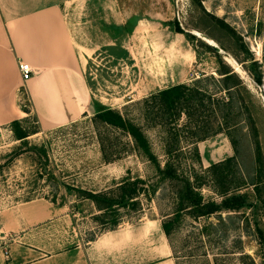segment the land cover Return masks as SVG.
Instances as JSON below:
<instances>
[{
  "label": "rangeland",
  "instance_id": "1",
  "mask_svg": "<svg viewBox=\"0 0 264 264\" xmlns=\"http://www.w3.org/2000/svg\"><path fill=\"white\" fill-rule=\"evenodd\" d=\"M61 12L83 62L91 100L140 125L160 164L164 133L145 125L141 100L171 84L199 77L204 89L226 101L219 73L226 67L233 70L223 56L234 67L235 78L225 81L232 89L233 102L229 109L222 106L220 113H228L236 154L220 132L195 141L200 163L194 166L204 168L233 156L227 169L234 172L233 181L242 184L230 195L238 196L242 205L235 211L220 209L195 218L180 213L167 242L176 264H213L214 259L217 264H258L264 260V0H71L62 5ZM214 17L227 27L217 24ZM174 25L182 32L174 31ZM193 31L211 39L221 53L210 51ZM254 71H261L260 83L253 81ZM240 102L247 111L236 114ZM93 112L73 123L44 129L27 113L17 120L26 133L23 139H16L8 126L9 132L0 139V230L6 236L19 234L11 222L22 214L23 203L42 199L56 207L57 213L27 229V239H41L45 251L84 246L107 229L96 219L99 211L86 195L111 189L125 178H141L145 190L137 197L136 210H117V226L142 221L149 227L152 220L161 221L173 211V187L127 148L130 142L125 134L94 121ZM246 114L256 128L258 153ZM183 122L180 116L175 124L181 147L192 141L183 138ZM99 136L114 144L116 158L101 159ZM251 183L256 184V194ZM198 191L203 200H220L208 182Z\"/></svg>",
  "mask_w": 264,
  "mask_h": 264
},
{
  "label": "crops",
  "instance_id": "2",
  "mask_svg": "<svg viewBox=\"0 0 264 264\" xmlns=\"http://www.w3.org/2000/svg\"><path fill=\"white\" fill-rule=\"evenodd\" d=\"M69 1L0 0L3 137L10 122L25 118L27 113L41 129L73 123L91 114L93 101L82 72L83 62L61 12ZM18 61L29 65L28 78L21 79ZM22 206V214L11 222L19 234L8 237L0 230V264H176L157 219L149 227L141 221L105 230L84 246L45 251L41 239L25 235L27 229L53 218L57 208L42 199L25 201ZM144 230L147 233H142Z\"/></svg>",
  "mask_w": 264,
  "mask_h": 264
},
{
  "label": "trees",
  "instance_id": "3",
  "mask_svg": "<svg viewBox=\"0 0 264 264\" xmlns=\"http://www.w3.org/2000/svg\"><path fill=\"white\" fill-rule=\"evenodd\" d=\"M214 20L220 26L227 27L217 17H214ZM173 30L182 32L176 25L173 26ZM208 49L213 51L210 47ZM251 64L257 68L259 67L255 60H252ZM219 74L222 75L220 80L223 83L224 92H227L226 101L204 89L200 85L201 79L199 77L188 83L171 84L148 94L141 100L142 119L145 125L159 127L164 133L162 145L164 159L161 164L151 152L150 144L140 125L118 110L100 104L97 105L93 102V120L125 134L130 142L127 148L140 158L148 161L153 166L155 175L173 187L174 209L160 221L162 232L167 240L173 228L174 220L180 213L195 218L212 214L220 209L235 211L242 205V200L238 196L230 195L242 184L237 180L234 182V172L227 169L228 164L234 160L233 156H227L222 160L209 163L204 168L195 169L194 166V163L197 165L200 163L195 141L204 140L220 132L227 136L233 153L236 154L237 141L228 132L229 129L233 128L232 125L228 124V113H220L222 106H226L228 109L231 108L233 101L229 92L232 89L225 86V81L234 79L235 75L228 67L224 68ZM251 77L255 83H260L261 71H254L251 73ZM237 108H240V110L238 109L236 114L247 111L241 102ZM217 112H219V115ZM180 116L184 118L182 125V130H185L183 138L192 140L189 142L190 146L181 147L178 144L181 133L175 124ZM245 116L250 126L249 130L252 134L254 147L258 153L259 145L256 128L250 115L246 114ZM9 125L13 129L16 139H23L26 136L25 131L19 127L17 120L11 121ZM97 141L100 157L103 161H111L116 158L117 152L114 151L112 142H105L104 138L102 139L100 136ZM207 182L214 192L220 196L219 202L202 199L198 189L203 185H207ZM251 184L256 194V184ZM143 189L145 190V186L141 178H125L111 189L88 193L86 197L92 201L96 210L99 211L96 215L98 222L107 225L106 230H111L119 224L117 210L120 207H127L132 211L136 210L138 206L137 197ZM150 190L153 192L152 188ZM168 244L172 251L169 241ZM240 256L248 258L246 254ZM213 264H217L215 259ZM251 264L254 263L251 262ZM258 264H264V260H261Z\"/></svg>",
  "mask_w": 264,
  "mask_h": 264
},
{
  "label": "built area",
  "instance_id": "4",
  "mask_svg": "<svg viewBox=\"0 0 264 264\" xmlns=\"http://www.w3.org/2000/svg\"><path fill=\"white\" fill-rule=\"evenodd\" d=\"M16 66H17V71L19 72L21 79H26L29 77V74L31 71L27 63L18 61ZM2 138H3V133L0 130V139Z\"/></svg>",
  "mask_w": 264,
  "mask_h": 264
},
{
  "label": "water",
  "instance_id": "5",
  "mask_svg": "<svg viewBox=\"0 0 264 264\" xmlns=\"http://www.w3.org/2000/svg\"><path fill=\"white\" fill-rule=\"evenodd\" d=\"M194 34V33H192ZM195 36H197L196 34H194ZM205 36V35H204ZM198 37V36H197ZM207 37V36H205ZM209 39V38H208ZM210 41H212L211 39H209ZM213 51H215L216 53H221V49L213 42V43H206ZM227 64H229V66L232 68L233 72H237L235 71L234 67L225 59V57L223 56L222 58Z\"/></svg>",
  "mask_w": 264,
  "mask_h": 264
},
{
  "label": "bare ground",
  "instance_id": "6",
  "mask_svg": "<svg viewBox=\"0 0 264 264\" xmlns=\"http://www.w3.org/2000/svg\"><path fill=\"white\" fill-rule=\"evenodd\" d=\"M194 34H196L200 39H202L203 41H205L206 43H213V41H210L208 39V37H205L202 33H199L197 31H193ZM230 58V57H229ZM232 64L237 68V70H239V66L230 58Z\"/></svg>",
  "mask_w": 264,
  "mask_h": 264
}]
</instances>
